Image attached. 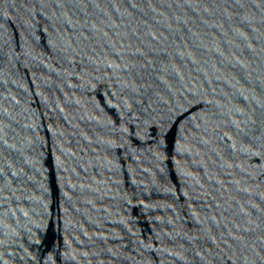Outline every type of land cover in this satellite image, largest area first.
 I'll use <instances>...</instances> for the list:
<instances>
[{
  "label": "water",
  "instance_id": "95a60500",
  "mask_svg": "<svg viewBox=\"0 0 264 264\" xmlns=\"http://www.w3.org/2000/svg\"><path fill=\"white\" fill-rule=\"evenodd\" d=\"M0 264H264V0H0Z\"/></svg>",
  "mask_w": 264,
  "mask_h": 264
}]
</instances>
